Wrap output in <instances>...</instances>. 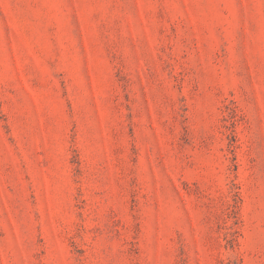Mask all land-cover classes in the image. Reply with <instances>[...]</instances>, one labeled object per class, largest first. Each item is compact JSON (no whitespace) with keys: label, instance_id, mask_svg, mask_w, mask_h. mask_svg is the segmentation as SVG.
<instances>
[{"label":"rangeland","instance_id":"1","mask_svg":"<svg viewBox=\"0 0 264 264\" xmlns=\"http://www.w3.org/2000/svg\"><path fill=\"white\" fill-rule=\"evenodd\" d=\"M0 264H264V0H0Z\"/></svg>","mask_w":264,"mask_h":264}]
</instances>
